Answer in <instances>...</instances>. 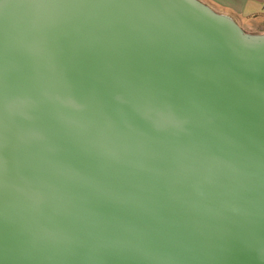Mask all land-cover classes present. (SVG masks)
Returning a JSON list of instances; mask_svg holds the SVG:
<instances>
[{
    "label": "water",
    "instance_id": "obj_1",
    "mask_svg": "<svg viewBox=\"0 0 264 264\" xmlns=\"http://www.w3.org/2000/svg\"><path fill=\"white\" fill-rule=\"evenodd\" d=\"M0 264H264V33L0 0Z\"/></svg>",
    "mask_w": 264,
    "mask_h": 264
},
{
    "label": "crops",
    "instance_id": "obj_2",
    "mask_svg": "<svg viewBox=\"0 0 264 264\" xmlns=\"http://www.w3.org/2000/svg\"><path fill=\"white\" fill-rule=\"evenodd\" d=\"M201 1L211 5L218 12L233 16L244 29L255 33H264V0Z\"/></svg>",
    "mask_w": 264,
    "mask_h": 264
},
{
    "label": "rangeland",
    "instance_id": "obj_3",
    "mask_svg": "<svg viewBox=\"0 0 264 264\" xmlns=\"http://www.w3.org/2000/svg\"><path fill=\"white\" fill-rule=\"evenodd\" d=\"M212 4V3H211ZM214 6V5H213ZM245 31H247V32H251V31H248L247 29H244Z\"/></svg>",
    "mask_w": 264,
    "mask_h": 264
}]
</instances>
